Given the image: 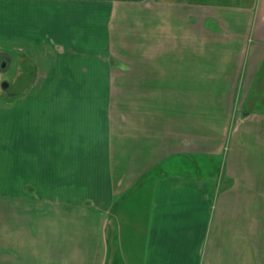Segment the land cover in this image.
Returning a JSON list of instances; mask_svg holds the SVG:
<instances>
[{"label": "crops", "instance_id": "0c3cea01", "mask_svg": "<svg viewBox=\"0 0 264 264\" xmlns=\"http://www.w3.org/2000/svg\"><path fill=\"white\" fill-rule=\"evenodd\" d=\"M14 51L36 71L0 103L5 252L264 264V0H0Z\"/></svg>", "mask_w": 264, "mask_h": 264}, {"label": "rangeland", "instance_id": "374dc122", "mask_svg": "<svg viewBox=\"0 0 264 264\" xmlns=\"http://www.w3.org/2000/svg\"><path fill=\"white\" fill-rule=\"evenodd\" d=\"M113 21L116 25H114L113 23L111 28L109 26V28L111 29L110 39L117 36V30L118 34H120L121 31V26L118 25L120 22V18L115 16ZM124 22L125 25L129 26V24H132V19H128ZM110 46V50H116V41L112 42ZM51 55V52L46 51L43 62L39 61L41 62V68L43 67L42 64H44L43 69L46 75L49 74L48 72L53 68L54 58L50 57ZM4 64L6 65L3 66ZM35 71L36 69L31 57L26 56L24 52L21 53L14 51L11 52V57H8L7 59L4 57L0 58V103L7 97L20 98L32 92L31 89L34 82ZM4 83L8 84L7 88H4ZM33 189L35 190L36 187H33ZM4 193L5 187L2 184L0 185V229L2 230L5 228V218L3 213L4 199L2 198L4 196ZM0 234L3 236L2 233ZM3 242L4 240L0 238V264H21V255L25 256L26 254L21 252L19 245H16L15 242H11V244H9L8 246L9 248L6 249L7 252H5V247L1 244ZM27 259L30 260L31 257L28 255Z\"/></svg>", "mask_w": 264, "mask_h": 264}, {"label": "water", "instance_id": "95a60500", "mask_svg": "<svg viewBox=\"0 0 264 264\" xmlns=\"http://www.w3.org/2000/svg\"><path fill=\"white\" fill-rule=\"evenodd\" d=\"M3 86H4V88H7L8 87V84L7 83H4Z\"/></svg>", "mask_w": 264, "mask_h": 264}]
</instances>
